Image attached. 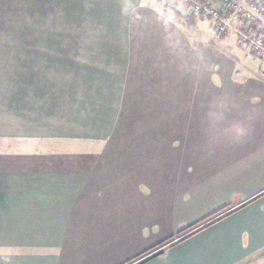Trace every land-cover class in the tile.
Masks as SVG:
<instances>
[{
    "label": "crops",
    "instance_id": "obj_1",
    "mask_svg": "<svg viewBox=\"0 0 264 264\" xmlns=\"http://www.w3.org/2000/svg\"><path fill=\"white\" fill-rule=\"evenodd\" d=\"M9 1L0 136L56 148L0 172V264H264L260 61L193 39L164 0H105L98 44L22 49Z\"/></svg>",
    "mask_w": 264,
    "mask_h": 264
},
{
    "label": "rangeland",
    "instance_id": "obj_2",
    "mask_svg": "<svg viewBox=\"0 0 264 264\" xmlns=\"http://www.w3.org/2000/svg\"><path fill=\"white\" fill-rule=\"evenodd\" d=\"M104 1L10 0L6 3L9 6L6 18L9 19L10 26L9 29L7 25L4 28L5 30H10L9 37L11 41L18 44L21 43L22 49L27 50H34V47H40L41 45L48 46L51 44H57L59 48L67 49L71 47V43L81 45L83 41L85 44H91L93 42H97L98 44L108 36L99 34V32L97 35L90 36L91 28H101L103 30L104 27H109L105 19L102 21L98 20V15H100V12L107 14L119 6L115 3L107 4ZM178 9L189 14V10L184 6H179ZM194 19L196 20L195 23L192 25L188 24L187 26V30L193 39L199 40V35L203 36L206 40L211 38L215 44H219V46L232 52L236 56L239 55L238 59L240 61L242 60L241 63L246 65L257 63L258 59L248 49L244 48L245 46L238 48L235 35L229 34L226 37H221L214 35V33L211 34V30L208 27V20H202L198 17ZM78 31L80 33L79 35L73 34ZM5 33H8V31ZM14 39H17V41ZM23 53L25 54L24 51ZM241 56L245 57V59H242ZM53 145L54 142L50 138L37 140L35 138L25 139V137H22L19 139V137L0 136V172L3 171V168L14 173L33 170L34 163L25 164L24 162L27 161L26 158L37 154H48L51 148L53 150L56 148ZM8 160H10L9 163L6 162ZM10 189L19 190V188L12 186H10ZM11 194V200L13 202L15 201L14 197L18 195H14L13 191Z\"/></svg>",
    "mask_w": 264,
    "mask_h": 264
},
{
    "label": "built area",
    "instance_id": "obj_3",
    "mask_svg": "<svg viewBox=\"0 0 264 264\" xmlns=\"http://www.w3.org/2000/svg\"><path fill=\"white\" fill-rule=\"evenodd\" d=\"M181 2L189 10V14L211 21L217 32L234 34L238 43L245 46L260 61L261 72L264 75V39L248 28L256 21L264 23L263 0H181ZM163 5L171 6L172 0H164Z\"/></svg>",
    "mask_w": 264,
    "mask_h": 264
},
{
    "label": "trees",
    "instance_id": "obj_4",
    "mask_svg": "<svg viewBox=\"0 0 264 264\" xmlns=\"http://www.w3.org/2000/svg\"><path fill=\"white\" fill-rule=\"evenodd\" d=\"M263 2H264V0H263ZM179 6H183L181 0H172V5L171 6H165V7H167L165 10L170 16L181 17V16H179V9H178ZM181 19H183V18H181ZM248 28L252 31H255L259 35H261L262 38L264 39V24L263 23L256 21V22L251 23Z\"/></svg>",
    "mask_w": 264,
    "mask_h": 264
}]
</instances>
